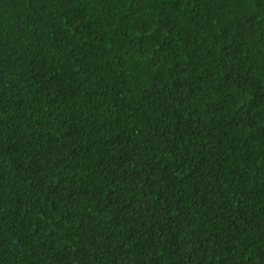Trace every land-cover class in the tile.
Returning <instances> with one entry per match:
<instances>
[{"label": "trees", "instance_id": "trees-1", "mask_svg": "<svg viewBox=\"0 0 264 264\" xmlns=\"http://www.w3.org/2000/svg\"><path fill=\"white\" fill-rule=\"evenodd\" d=\"M0 264H264V0H0Z\"/></svg>", "mask_w": 264, "mask_h": 264}]
</instances>
